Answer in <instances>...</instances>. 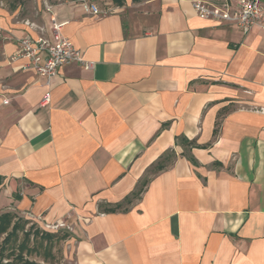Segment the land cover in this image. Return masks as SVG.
<instances>
[{
    "label": "crops",
    "instance_id": "crops-1",
    "mask_svg": "<svg viewBox=\"0 0 264 264\" xmlns=\"http://www.w3.org/2000/svg\"><path fill=\"white\" fill-rule=\"evenodd\" d=\"M195 1L237 9L0 0V212L68 221L67 264H264V25ZM55 25L94 68L48 86L20 41Z\"/></svg>",
    "mask_w": 264,
    "mask_h": 264
},
{
    "label": "built area",
    "instance_id": "built-area-1",
    "mask_svg": "<svg viewBox=\"0 0 264 264\" xmlns=\"http://www.w3.org/2000/svg\"><path fill=\"white\" fill-rule=\"evenodd\" d=\"M194 8L202 19L220 23H233L248 33L257 25H264V0H237V9L231 12L228 8L220 9L203 1H195ZM94 15L107 14L95 6H91ZM64 25H55V43L44 38L36 40L25 37L20 41V57L27 61L26 69L35 70L47 80L51 86L62 66L78 64L86 70H92L93 64L86 61L82 53L75 48L72 42L61 35ZM51 102L48 94L41 105L47 107ZM264 112V111H263ZM47 231L58 232L62 229L72 230L68 221H60L55 225H46Z\"/></svg>",
    "mask_w": 264,
    "mask_h": 264
},
{
    "label": "trees",
    "instance_id": "trees-1",
    "mask_svg": "<svg viewBox=\"0 0 264 264\" xmlns=\"http://www.w3.org/2000/svg\"><path fill=\"white\" fill-rule=\"evenodd\" d=\"M3 185V178L0 177V187ZM28 224H33V222L28 219L19 217L17 214L12 212H0V239H4L2 241V247L0 249V264H5L6 260L10 264L9 261L16 255V258L21 264H39L36 261L30 260L29 257L32 253L38 254L36 252V248H30V242L32 236L36 238V240H40V246L46 243V248L49 250L53 249L54 244L56 242L62 241L61 235L58 233H51L46 229L37 230L33 233V229L26 230V226ZM23 235V240L20 242V235ZM20 242V244H18ZM18 246H14V245ZM49 246V247H48ZM14 247V248H13ZM12 249L10 253H7L9 249ZM17 252V253H16Z\"/></svg>",
    "mask_w": 264,
    "mask_h": 264
},
{
    "label": "rangeland",
    "instance_id": "rangeland-1",
    "mask_svg": "<svg viewBox=\"0 0 264 264\" xmlns=\"http://www.w3.org/2000/svg\"><path fill=\"white\" fill-rule=\"evenodd\" d=\"M70 1H75V2H78L80 4H85V5L94 3V4H97L100 7V9H102L103 11L110 13L112 8L118 6L117 2L120 3L122 1H124V4H126L127 2H133L134 4H139L144 0H49V2L51 4H60L62 2L66 3V2H70ZM31 229H33V233L36 232L37 230H39V228L36 226V224L35 225L28 224L26 226V230L28 231ZM3 239H4V236H3V238L0 239V249L2 247ZM22 240H23V235L21 234L20 235V242ZM20 242L18 244H20ZM40 242H41L40 240H36V238H34L32 236L31 242H30V248L31 249L36 248V252L38 254L32 253L29 257L30 260L36 261L39 264H67V261L65 260L64 248L62 247L61 241L56 242L54 244L53 249H51V250L46 248L47 247L46 243H44V245L40 246L39 245ZM18 244L17 245L15 244L14 246H18ZM11 251H12V249L10 248L7 253H10ZM4 263L7 264L8 262L5 260ZM9 263L10 264H21L18 261V259L16 258V255L9 261Z\"/></svg>",
    "mask_w": 264,
    "mask_h": 264
}]
</instances>
